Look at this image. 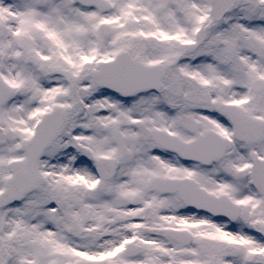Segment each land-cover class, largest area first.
<instances>
[{"label":"snow or ice","instance_id":"snow-or-ice-1","mask_svg":"<svg viewBox=\"0 0 264 264\" xmlns=\"http://www.w3.org/2000/svg\"><path fill=\"white\" fill-rule=\"evenodd\" d=\"M0 264H264V0H0Z\"/></svg>","mask_w":264,"mask_h":264}]
</instances>
